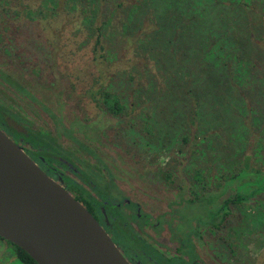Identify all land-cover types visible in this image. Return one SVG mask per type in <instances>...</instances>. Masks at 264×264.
Wrapping results in <instances>:
<instances>
[{"label":"rangeland","instance_id":"rangeland-1","mask_svg":"<svg viewBox=\"0 0 264 264\" xmlns=\"http://www.w3.org/2000/svg\"><path fill=\"white\" fill-rule=\"evenodd\" d=\"M24 1L31 4L35 0ZM41 1L36 0L33 5L36 7ZM108 1H102L101 5L104 7ZM120 1L125 4L134 0ZM116 2L117 0H112L110 5L114 6ZM144 2V12L140 14L138 10L134 11L130 22L126 23L123 20L124 23L119 30L117 25L120 26V21L118 24L112 23V26L114 25L112 29L118 30L113 34L114 41L122 38L124 34L126 35L124 38H127L122 48L121 43L117 41L118 51L113 50L116 59L114 53L108 54L107 60L100 59L102 51L99 50L95 54L98 57L97 61L91 60L90 47L93 39L89 40L90 43L87 45L89 49L75 50L78 55L68 53L87 38V31L78 32L75 29L76 15H66L56 8L54 11L57 12H53V16L48 18L47 22L55 28L57 37L55 43L59 54L57 56L55 53L51 58L41 61L37 69H43L46 76L52 70L56 78L54 91H58L59 87H66L64 82L67 83L72 92H70L71 97L68 94L66 99H72L71 102H74L72 107L76 108L77 114L88 115L90 121L95 119L96 124L93 127L79 126L86 136L88 132H93L91 135L97 136V141L101 145L104 144L106 148L112 145L120 151L109 149L111 152L115 151L118 158H123L125 162L122 161V167L112 172L103 165L101 167L105 173L103 176L111 179L109 176L117 173L127 177L132 173L127 171L128 166L145 176L146 178H143L149 184L153 179L163 180L164 171L170 164L177 166L178 169L174 172L182 176V166L188 160L192 161L191 147L181 146L182 143L178 142L170 147L147 148L144 146L145 141L141 138L140 132H137V126L147 123L142 117H147V114L153 111L155 97L149 95L154 89V74L157 71L162 74L154 58L159 56L160 60H164L161 67L166 63L167 66L177 64L180 66V71L183 69L180 77L182 87L172 88L173 95L181 98H174L171 94L165 95L166 102L174 104V110L185 112V117L183 113L180 117H176L180 122L185 121L186 118L188 122H197V128H201V131L198 130L196 123H193L186 129L190 142L196 144L199 141L200 136H196L198 133L205 136V147L210 148L213 144L218 147L219 152L212 151L206 154L208 165L217 162L218 171L223 169L221 164L225 163L226 169L222 171L223 175L230 176L238 172V176L233 179L228 176L222 183L210 182L208 187L211 192L206 197H202L193 205L183 204L180 210L183 220L179 215L177 216L176 228L171 230L173 234L174 231L180 232V228L193 226L188 221L205 219L208 216V209L213 208L217 202L221 203L225 198L235 195L234 190L245 196L251 193L252 188H254L253 192L257 189L264 190V0H145ZM47 4L53 6L52 0ZM122 18L121 14L120 20ZM24 21L20 20L19 23L24 26ZM163 24L166 25L164 28ZM160 27L163 29L157 31ZM47 34L51 36L52 31ZM142 35L146 39V45L135 49V40ZM65 39L69 43L67 46ZM141 52L144 53L145 59L136 61L140 58ZM135 61L137 65L134 66ZM168 75L166 71L162 76L163 80ZM162 78L157 81L161 83ZM110 81L125 84L126 87L130 86L129 90L126 89L128 100L131 102L130 108L122 116L112 117L104 111L102 113L94 98L87 92L89 86L94 83H97L94 89L97 90L99 84L104 86ZM167 83L168 81L162 82L161 86L165 88ZM146 87L147 89L142 92L141 88L144 90ZM189 88H191L190 93ZM159 93L162 94L160 90ZM94 97L97 98V94ZM182 101L190 104L189 108L182 107ZM145 108L147 110L142 112ZM202 112H205L204 118H200ZM88 119L85 118L84 121ZM163 119L165 122H170L169 114H165ZM4 132L12 137L7 129L4 128ZM172 133L174 132H171V135ZM160 135L165 136L162 132ZM77 145L79 148V142ZM80 147L85 152H89L86 145L82 144ZM106 148L99 149L98 153L101 155L103 152L106 157L112 159L110 151ZM88 156L86 153L85 157ZM202 158L203 156H200L199 160ZM124 164L127 166L124 167ZM84 166L87 170L82 173L83 179L80 185L87 188L89 194L94 195L97 187L92 184L95 182L92 174H97L101 169H92L93 165L88 163ZM243 169L245 170L242 171ZM131 176L136 184H141L135 176ZM96 178L98 177L95 175ZM165 184L168 186L170 183L165 182ZM190 193L199 195V192ZM180 195L181 192L176 194L177 197ZM241 216L243 220L239 221H243L242 224L240 223L242 227L246 226L248 218L253 222L260 221L264 226L262 216L255 213L252 199L246 201V208H243ZM256 238L259 240L255 239L254 245L259 241L261 244L248 254L254 259L261 257L264 264V239L259 238L258 235ZM236 240L243 242L248 239L238 237ZM241 257L245 256H239ZM260 263L261 261L255 264ZM0 264H21L14 255L13 246L2 239H0Z\"/></svg>","mask_w":264,"mask_h":264},{"label":"flooded vegetation","instance_id":"flooded-vegetation-1","mask_svg":"<svg viewBox=\"0 0 264 264\" xmlns=\"http://www.w3.org/2000/svg\"><path fill=\"white\" fill-rule=\"evenodd\" d=\"M51 71L46 76L42 69L45 76L42 80L38 69L32 71L31 65L28 69L22 68L20 63L10 60L0 50V75H11L17 84L14 86L0 78V103L5 106L4 112L0 111V129H7L12 137L6 134L48 176L63 184L94 216L129 264H241L234 262L231 256L216 253L208 242L209 239L196 236V222L187 220L193 226L180 228V232L174 231L172 234L171 230L176 228L177 216L183 220L180 211L183 202L179 203L176 194L181 192L185 198H193L188 186L179 178L183 176L177 173L171 175L172 183L167 181L164 171L163 180L153 179L149 184L144 180L145 176L127 164L123 166H127V171L132 172L131 175L141 181V184H136L131 175L125 177L116 173L109 176L111 179L103 176V165L113 172L122 167L124 160L118 158L115 151L109 150L117 148L112 145L106 148L97 141V136L91 135L93 132H88L86 136L79 128L80 125L95 126V119L90 121L87 114H77L76 108L72 107V99H66L68 94L71 97L72 92L67 83L64 82L66 87L62 86L54 91L56 78ZM103 111L101 108L102 113ZM85 118L89 119L84 121ZM103 129L102 127L101 130ZM22 133H33L37 136L36 141L20 135ZM45 143L51 151L50 161L46 160L41 151L42 144ZM82 144L86 145L89 152L80 147ZM105 148L110 151L112 159L103 152L101 155L98 153L99 149ZM86 153L88 157H85ZM118 155L121 157L120 153ZM87 163L93 165L92 169H101L97 174H92L95 182L91 183L97 187L94 195L80 185L82 173L87 170L84 165ZM95 175L98 178L95 179ZM165 182L170 184L167 186Z\"/></svg>","mask_w":264,"mask_h":264},{"label":"trees","instance_id":"trees-1","mask_svg":"<svg viewBox=\"0 0 264 264\" xmlns=\"http://www.w3.org/2000/svg\"><path fill=\"white\" fill-rule=\"evenodd\" d=\"M102 1L108 0H52L53 6L47 4L50 3V0H42L41 3L35 7L33 4L36 0L31 4L24 0H0V50L4 51L10 60L20 63L22 68L28 69L31 65L32 71L37 70L41 61H44L46 58H51L55 53L57 56L59 54L57 52V44L55 43L57 38L55 36V28L47 22V19L53 16V12L62 10L61 12L66 15L77 16V25L75 26V29L78 32L81 30L87 31V38L80 42L77 47L70 52L68 51V53L78 55L76 54L77 52L75 53V50L83 48L89 49L87 45L90 43L89 40L93 39L92 46L90 47L91 60H98V57L95 54L99 50L102 51V53H100V59L107 60L109 59L108 54L111 55L113 53L116 59V54L113 50L115 49L118 51L116 45L117 41L121 43L122 48L125 46V39L127 38H124L126 36L124 34L122 38L114 41L113 34L117 33L121 28L124 23L123 20L126 23L130 22V17L134 11L138 10L140 14L144 12L145 0H134L133 2L129 1L125 4L123 1L117 0L114 6L110 5L112 0H109L104 7L101 5ZM56 8L57 11H54ZM121 14L123 15V18L120 20ZM70 18L73 19L72 17ZM19 19L25 20L23 22L24 26L19 23ZM118 22L120 26L117 25L118 30L115 31L112 29L114 28L112 23L118 24ZM165 26L166 25L163 24V28ZM163 28L160 27L157 31H160ZM50 31H52V35L48 36L47 33ZM145 40L146 39L143 35L137 37L135 40V49H138L142 45H146ZM65 44L66 46L69 44L67 39H65ZM80 57L84 56L80 55ZM139 57L140 58H137L136 61L141 60L142 58L145 59L144 53H139ZM158 57L154 59H156V66L161 68L162 74L158 71L154 74V89L150 92L151 95H149L155 97L153 100V111H150L147 114V117H142V120L147 123L144 122L142 126H137V132H140L141 138L145 141L144 146L147 148L170 147L172 144L180 142L182 143L181 146L187 145L191 147L190 149H193V152L191 153L192 161L188 160L184 163L181 168L183 177H180V179H182L184 184L188 186L187 188L189 192H199V195L193 194V198L190 196L185 198L182 194L178 196L179 203L183 202V204L190 203L193 205L196 201H200L202 197H206L207 194L211 192L208 187L210 182L214 181L216 183H222L225 181L224 178H227L229 175H223L222 171L226 169L225 163L221 164L223 169L218 171L216 170L217 162L213 161L215 163L214 165H208L206 154L211 153L212 151H214L213 153L219 151L218 147H215L214 144H211L212 146L210 148L205 147L206 140L203 134L196 133V136H200L199 141L196 144L190 142L186 129L191 127L193 123H196L197 128V122H188L186 118L185 121L180 122L176 117H180L183 111L179 112V110H174L173 107H175V105L169 104L165 100V95L169 94L174 98H181L177 95H173L172 88L174 87L176 89L178 86L182 87L180 77L183 74V69L180 71V66L177 64L175 65L178 67L175 65L167 66V64L164 63L161 67L164 60H160ZM136 61L134 62V66L137 65ZM42 65L43 64H41V66ZM166 71L169 75L163 80L162 76ZM43 76L41 69L39 70V78L44 80ZM160 77L162 78L163 83L168 81L165 88L163 85L161 86L162 82L159 83L157 81ZM0 78L17 86L15 80L9 74L3 73L0 75ZM111 78L112 77H110V79ZM129 80L131 81V79ZM96 86L97 83H94L91 87L89 86L87 92L90 93L94 98L93 100L95 103L99 105L106 114L110 116H122L125 114L126 110H129L128 108H130L131 102L128 100V92L126 89L129 90L130 86L126 87L125 84H117L111 81L104 86L99 84L98 89L94 90ZM132 88L134 91V87ZM141 89L143 92L147 87L144 90L143 88ZM159 90L162 92L161 95ZM190 92L191 88H189V93ZM96 94L97 98L94 97ZM182 104V107L189 108L190 106V104L188 105L184 101H182ZM3 109H5V106L0 103V111ZM146 110L147 109L145 108L142 112ZM167 113L170 116V122H165L163 119L164 115ZM201 114L202 116L200 118H204L205 112H202ZM185 115L184 112L183 116L185 117ZM152 120L155 122H152ZM156 126H158V128ZM160 128L161 130L159 131ZM197 129L201 131V128L198 127ZM161 132L164 133L165 136L160 135ZM171 132L174 133L171 135ZM20 135L27 137L31 141H36L37 137L33 133H22ZM41 151L46 160L50 161L51 151L46 143L42 144ZM200 156H203L201 160H199ZM236 156H238V153ZM193 162H195V164H192ZM175 169H178V167L171 164L169 165L167 171H165V178L167 181H171V175L175 174ZM244 170L245 169L242 171ZM236 176H238V172L232 173L228 178L233 179ZM171 182L173 183V181ZM252 190H254V188L250 190L251 193H249L248 196L240 194L239 191L234 190L235 195L230 198H225L221 203L217 202L214 207L211 208L212 210L208 209V216L205 219L200 218L194 220L197 223V229L195 230L196 236L199 235L200 238L209 239L208 242L212 244L216 253L231 256L234 262H241V264H255L259 261H261L260 264H262L261 257L254 259L252 255H249V252L252 253L251 250L254 251L255 248L261 244V241H259L258 244L254 245V240H259L256 238L257 235L259 238L264 239V226L260 221H256L257 223L253 222L251 218L247 219L248 221L245 227L240 225L243 221H239L240 219L243 220L241 213L243 212V208H246V201L248 199L253 200L255 213L260 214L262 216V221H264V190L257 189L255 192ZM238 237H241L242 239L246 238L248 240H243V242H241L236 240ZM10 244L13 246L15 257L21 264H38L26 251L12 243ZM241 255H244L245 257L239 258Z\"/></svg>","mask_w":264,"mask_h":264},{"label":"water","instance_id":"water-1","mask_svg":"<svg viewBox=\"0 0 264 264\" xmlns=\"http://www.w3.org/2000/svg\"><path fill=\"white\" fill-rule=\"evenodd\" d=\"M0 238L38 264H129L94 216L1 129Z\"/></svg>","mask_w":264,"mask_h":264}]
</instances>
